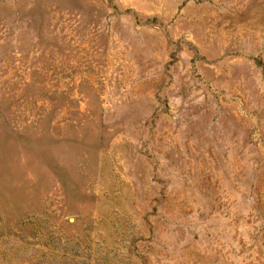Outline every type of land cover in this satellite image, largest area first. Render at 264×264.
Listing matches in <instances>:
<instances>
[{
  "label": "rangeland",
  "instance_id": "1",
  "mask_svg": "<svg viewBox=\"0 0 264 264\" xmlns=\"http://www.w3.org/2000/svg\"><path fill=\"white\" fill-rule=\"evenodd\" d=\"M0 264H264V0H0Z\"/></svg>",
  "mask_w": 264,
  "mask_h": 264
}]
</instances>
